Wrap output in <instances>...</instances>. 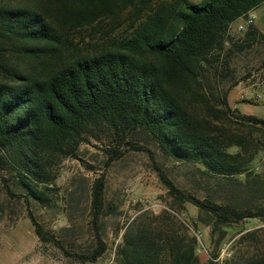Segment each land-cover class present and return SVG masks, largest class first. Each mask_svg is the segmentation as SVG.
I'll return each instance as SVG.
<instances>
[{"label":"trees","instance_id":"16d2710c","mask_svg":"<svg viewBox=\"0 0 264 264\" xmlns=\"http://www.w3.org/2000/svg\"><path fill=\"white\" fill-rule=\"evenodd\" d=\"M28 1V6L0 5V173L6 165L16 168L17 181L30 197L14 194L9 186L7 192L23 199L42 243L55 244L69 255L31 211L30 198L39 203L48 200L38 189L46 175L42 160L68 153L84 133L101 123L117 131H146L165 154L197 165L208 176L236 183L233 176L248 171L251 157L241 158L231 151L241 142L220 139L210 123L226 122L232 116L246 126H264V118L232 109L228 95L235 85L220 87L209 73L217 75L222 69L225 60L220 50L231 26L255 14L264 0ZM127 10L134 17L126 34L110 46L84 54L61 51L71 32ZM250 28L244 31L246 46L257 34ZM125 145L145 150L135 143ZM113 154L111 160L122 156L116 149ZM156 170L173 199L192 202L213 219L212 231L242 221L264 223V209L253 212L200 202L160 167ZM104 186L101 178L92 187V224L97 232L96 248L86 257L90 262L106 250L100 233ZM118 255L121 264H204L195 253L194 239L185 246L172 242L163 253L153 236L141 233L125 235ZM217 255L214 248L206 264H214ZM234 264H264V255Z\"/></svg>","mask_w":264,"mask_h":264},{"label":"rangeland","instance_id":"374dc122","mask_svg":"<svg viewBox=\"0 0 264 264\" xmlns=\"http://www.w3.org/2000/svg\"><path fill=\"white\" fill-rule=\"evenodd\" d=\"M188 1L199 4L203 0ZM29 4L28 0H0L2 6ZM133 17V11L127 10L71 32L69 43L61 51L66 55L84 54L108 47L114 39L125 36ZM250 29L257 34L246 46V31L237 33L231 26L227 43L220 50L225 62L217 75L210 70L209 78L217 80L220 87L235 85L228 95L232 109L264 118V28L256 20ZM210 128L220 139L241 142L231 149L233 153L239 152L245 159L251 157L248 171L233 176L236 183L223 176L205 175L197 165L177 161L165 154L146 131H117L104 123L84 133L68 153L43 159L46 175L40 179L38 189L48 200L39 203L30 198L31 211L44 231L69 255L57 245L38 239L23 199L7 192L9 186L14 194L29 196L17 181L16 168L6 165L0 173V264H121L118 251L125 235L139 233L153 236L163 253L168 252L172 242L185 246L194 239L195 253L204 264L214 248L219 254L223 245L232 249L226 264L264 255L263 222L242 221L212 231L213 219L192 202L173 199L158 177L156 167L191 198L203 203L209 200L253 212L264 209V126H246L230 116L226 122L211 121ZM128 142L145 150H132L125 145ZM115 149L122 156L111 160ZM101 178L105 186L100 233L106 250L90 262L86 257L96 248L97 232L92 224V187Z\"/></svg>","mask_w":264,"mask_h":264},{"label":"built area","instance_id":"2783aa9c","mask_svg":"<svg viewBox=\"0 0 264 264\" xmlns=\"http://www.w3.org/2000/svg\"><path fill=\"white\" fill-rule=\"evenodd\" d=\"M256 16L254 13L248 14L236 21L232 26L237 33H243L247 28L254 25ZM231 29V28H230ZM232 255V249L228 245H223L218 256L213 260L214 264H226L225 258Z\"/></svg>","mask_w":264,"mask_h":264},{"label":"crops","instance_id":"0c3cea01","mask_svg":"<svg viewBox=\"0 0 264 264\" xmlns=\"http://www.w3.org/2000/svg\"><path fill=\"white\" fill-rule=\"evenodd\" d=\"M262 10L264 11V3L256 10L257 15H255V16H256V20H257L259 26L264 28V13L261 12ZM256 20H255V22H256ZM245 114L252 115V113L249 111L246 112ZM253 116H255V115H253Z\"/></svg>","mask_w":264,"mask_h":264}]
</instances>
